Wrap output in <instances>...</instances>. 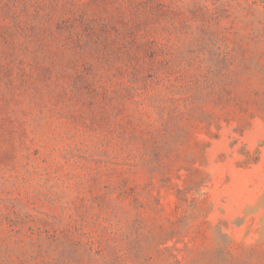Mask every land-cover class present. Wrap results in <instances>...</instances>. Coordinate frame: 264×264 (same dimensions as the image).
Listing matches in <instances>:
<instances>
[{"label": "rangeland", "instance_id": "rangeland-1", "mask_svg": "<svg viewBox=\"0 0 264 264\" xmlns=\"http://www.w3.org/2000/svg\"><path fill=\"white\" fill-rule=\"evenodd\" d=\"M0 264H264V0H0Z\"/></svg>", "mask_w": 264, "mask_h": 264}]
</instances>
